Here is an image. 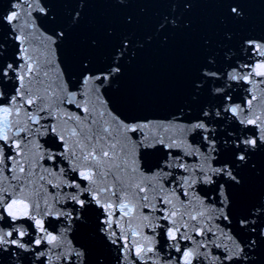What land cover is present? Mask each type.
Returning a JSON list of instances; mask_svg holds the SVG:
<instances>
[{"label":"snow or ice","instance_id":"snow-or-ice-1","mask_svg":"<svg viewBox=\"0 0 264 264\" xmlns=\"http://www.w3.org/2000/svg\"><path fill=\"white\" fill-rule=\"evenodd\" d=\"M8 2L0 12V264H255L264 195L241 205L236 194L250 153L264 146V38L241 39L222 63L207 57L192 100L205 90L209 100L197 108L126 116L107 89L136 47L128 36L109 63L73 66L61 46L84 0L63 24L51 0ZM224 2L243 17L240 0ZM42 18L55 23L46 28ZM169 25L177 20L165 16L157 30ZM229 149L234 159L222 158ZM14 202H26L29 215L13 219Z\"/></svg>","mask_w":264,"mask_h":264},{"label":"water","instance_id":"water-1","mask_svg":"<svg viewBox=\"0 0 264 264\" xmlns=\"http://www.w3.org/2000/svg\"><path fill=\"white\" fill-rule=\"evenodd\" d=\"M187 2L189 8L185 0H84L79 23L67 31L61 57L73 66L89 57L94 64H107L120 38L128 36L136 47L125 54L122 75L107 89L113 106L126 116L141 118H167L181 106L195 109L209 100L206 90L192 100L193 82L207 57L216 55L222 63L224 53L235 49L241 39L264 38V0H240L237 7L243 17L232 14L224 0ZM8 8V0H0V12ZM77 8L78 0H51V12L61 24ZM165 16L175 18L177 25L158 31ZM42 23L50 28L55 22L42 18ZM3 42L10 50L6 34ZM231 153L225 151L222 158L234 159ZM241 174L245 183L236 199L246 205L264 195V146L250 153ZM85 236V230L78 233L80 239ZM255 255V264H264V243Z\"/></svg>","mask_w":264,"mask_h":264},{"label":"clouds","instance_id":"clouds-1","mask_svg":"<svg viewBox=\"0 0 264 264\" xmlns=\"http://www.w3.org/2000/svg\"><path fill=\"white\" fill-rule=\"evenodd\" d=\"M28 207L26 202H14L13 205L9 206L8 211L13 219L27 217L29 215ZM35 223L37 228L42 229L43 221L40 218H36ZM23 234H26V232H23Z\"/></svg>","mask_w":264,"mask_h":264}]
</instances>
